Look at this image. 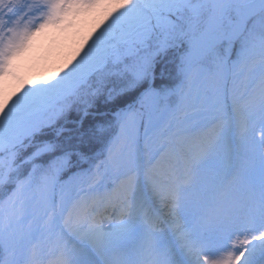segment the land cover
<instances>
[{
	"label": "snow or ice",
	"instance_id": "snow-or-ice-1",
	"mask_svg": "<svg viewBox=\"0 0 264 264\" xmlns=\"http://www.w3.org/2000/svg\"><path fill=\"white\" fill-rule=\"evenodd\" d=\"M0 264H264V0H0Z\"/></svg>",
	"mask_w": 264,
	"mask_h": 264
},
{
	"label": "rangeland",
	"instance_id": "rangeland-1",
	"mask_svg": "<svg viewBox=\"0 0 264 264\" xmlns=\"http://www.w3.org/2000/svg\"><path fill=\"white\" fill-rule=\"evenodd\" d=\"M93 23L91 16L85 18L83 32L86 34L88 25ZM79 36L73 40L64 39L59 34L47 32L40 34L33 42V46L20 60L26 80L42 79L51 74L52 70L60 67L65 57L75 48ZM16 86V82L9 84V90Z\"/></svg>",
	"mask_w": 264,
	"mask_h": 264
},
{
	"label": "clouds",
	"instance_id": "clouds-1",
	"mask_svg": "<svg viewBox=\"0 0 264 264\" xmlns=\"http://www.w3.org/2000/svg\"><path fill=\"white\" fill-rule=\"evenodd\" d=\"M93 26H94V24H93V23H90V24L88 25L87 31L91 30V27H93ZM87 31H86V32H87ZM75 47H78V43L75 45Z\"/></svg>",
	"mask_w": 264,
	"mask_h": 264
}]
</instances>
